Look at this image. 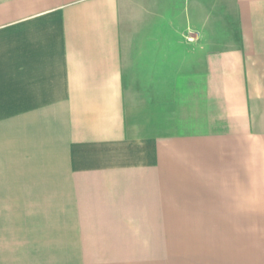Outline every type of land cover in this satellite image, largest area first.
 Listing matches in <instances>:
<instances>
[{
  "label": "crops",
  "instance_id": "obj_1",
  "mask_svg": "<svg viewBox=\"0 0 264 264\" xmlns=\"http://www.w3.org/2000/svg\"><path fill=\"white\" fill-rule=\"evenodd\" d=\"M0 264H264V0H0Z\"/></svg>",
  "mask_w": 264,
  "mask_h": 264
}]
</instances>
